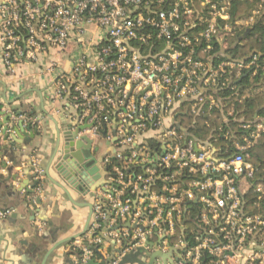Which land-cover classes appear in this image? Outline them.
Wrapping results in <instances>:
<instances>
[{
    "label": "built area",
    "instance_id": "1",
    "mask_svg": "<svg viewBox=\"0 0 264 264\" xmlns=\"http://www.w3.org/2000/svg\"><path fill=\"white\" fill-rule=\"evenodd\" d=\"M236 1L252 2L0 0L6 68L11 70L21 58L35 61L52 49L65 51L72 43L76 54L72 73L50 66L56 76L54 96L66 95L74 108L82 110L79 124L86 121L90 126L83 132L90 136L111 132L108 139L115 138L114 154L104 162L109 166L116 161L122 170L113 195L93 196L90 223L75 264L102 256L106 236L114 243L126 237L125 247L110 263L118 264L127 252L145 246L157 224L173 228L174 219L191 204L199 207L190 211L196 229L189 240L177 239L186 253L184 264H200L207 257L217 264H264V179L254 181L256 170L248 161V150L264 136V120L240 123L229 110L223 119L226 129L217 130L226 142L234 134L237 143L218 151L209 145L213 135L194 141L174 120L190 114L194 124L213 111L223 114L232 107L231 98L238 103L245 99L239 98L238 87L245 77L264 75L261 55L236 59L230 53L228 38L237 31L245 34L257 15L253 11L240 25L232 17ZM20 118L14 116L13 121L34 127L40 123ZM233 123H238L235 132L229 126ZM145 133L151 138L140 145L138 139ZM31 167L40 179L43 172L37 162ZM135 167L143 175L135 176ZM164 170L170 172L158 174ZM157 181L162 184L152 189ZM115 190H124L123 196ZM141 191L146 195L139 200ZM249 192L256 213L247 208ZM10 213L0 212V219ZM122 220L137 226L126 234L103 232Z\"/></svg>",
    "mask_w": 264,
    "mask_h": 264
},
{
    "label": "crops",
    "instance_id": "2",
    "mask_svg": "<svg viewBox=\"0 0 264 264\" xmlns=\"http://www.w3.org/2000/svg\"><path fill=\"white\" fill-rule=\"evenodd\" d=\"M250 30V28L247 29L245 35L249 34ZM74 50L75 46L71 43L65 51L52 49L48 55L41 54L35 61L21 58L9 70L3 63L0 45V110L11 114L13 118L18 114L27 120L36 118L40 121L36 127L24 122L25 127L30 126L33 133H38L33 138H28L25 144H16L4 152L1 149L3 144L0 143V212L11 211L7 218L0 219V264H41L45 255L55 244L83 231L89 213L85 205L90 204L92 206L93 196L114 194V181L119 177L120 169L115 167L110 170L104 162L106 158L112 157L115 151L113 146L115 138L108 139L107 136L111 132L100 136H90L87 131L80 134L91 140L92 159L98 170L94 176L96 179L86 187L87 189L83 193L66 187L73 202L79 205L71 203L63 192L45 177L46 165L53 152L57 132L64 131L69 125L80 127L85 126L86 123L84 121L83 124H79L82 110L74 108L68 96L65 95L60 99L54 96L56 76L50 70V66L52 64L64 73H72L73 63L76 60ZM251 80L248 82L244 80L243 84L238 86L239 89L245 88L243 96L245 98L251 97L253 89L264 96V79L255 80L253 85L250 84ZM229 110L234 112V121L244 122L243 117H237L238 112L233 106L222 111L224 120L228 117ZM1 120L2 118H0ZM174 120L183 130L185 136L194 141L202 142L204 137L203 135H195L193 123L191 126H186L185 119L179 115L175 116ZM263 120L264 117L259 116L256 112L254 122L259 123ZM92 138L98 140L97 145ZM149 138H151V134L145 133L144 137L138 139V143L145 145L146 141L150 140ZM226 143L228 144L219 150L236 145L234 134ZM212 147L217 150L214 146ZM33 162H37L43 173L40 179H31L28 183L24 171L31 167ZM32 174L33 171L28 173V177ZM49 175L56 182L63 184L53 168L49 170ZM176 175H180V173L178 172ZM35 180L39 183L34 187L32 195L27 194L25 190L20 191V188L27 183L26 190H30L31 184ZM20 181L23 183L20 184ZM116 191L118 192V190ZM119 191L118 197H122L124 190ZM145 195V192L141 191L137 197L141 200ZM36 199L40 200V204L35 205V213L31 216L29 211L33 210L32 206L29 205L26 208L25 205L29 202L34 203ZM191 203L186 202V204ZM188 208L185 214L182 212V217L174 219L173 228L162 225V223L157 224L159 228H155L153 235L142 247L146 250L143 257L140 258L144 264H184L186 253L183 247L179 246L177 239L189 240L196 229L193 224L194 215H190V207ZM143 223L145 226L146 223ZM135 226H137L135 221L131 224L130 220L115 221L111 229L103 232L107 235L115 231L126 234ZM82 239L83 237L58 246L50 254L45 264H75V250H78L79 242ZM126 243V237L120 241L115 240L114 243L110 237L106 236L100 247L102 256L94 255L92 261L95 263L103 262V257L108 259L112 252L122 249ZM203 262L204 264H217L209 258L203 259L200 264Z\"/></svg>",
    "mask_w": 264,
    "mask_h": 264
},
{
    "label": "water",
    "instance_id": "3",
    "mask_svg": "<svg viewBox=\"0 0 264 264\" xmlns=\"http://www.w3.org/2000/svg\"><path fill=\"white\" fill-rule=\"evenodd\" d=\"M15 116H18V114H16ZM0 118H2V120L0 121V143L3 144L1 149L4 152H6L9 147H13L16 144H25L28 138L31 139L35 135H38V133H33L30 126L25 127L22 121L14 122L12 115L7 114L5 111L0 110ZM89 128V125L80 127H73L69 125L64 131H58L56 134V142L53 152L45 169V177L47 178V180L52 185L60 189L63 194L68 198V200L73 204L75 203L73 202L66 187L76 189L78 190V192L83 193L87 189L86 187L89 186L90 183L96 179L94 178V176L98 170L95 167L94 160L92 159L91 140L87 136L80 135L83 131ZM25 138L26 140H24ZM51 168H53L54 171L58 174L63 184H61L60 182H56L50 177L49 170ZM32 171V167H29L27 170L24 171V176L27 177L28 183L29 180L36 178L35 173L28 177V173ZM22 183L23 181H20V184ZM28 183L25 184L24 187H21L20 191L25 190L27 194L32 195L33 189L35 186L38 185L39 181L35 180L31 184L30 190H26V186L28 185ZM39 204L40 200L36 199L34 203L29 202L25 205L26 208H28L29 205L32 206L33 210L29 211V214L31 216H33L35 213V205ZM85 206L88 208L89 213L83 231L75 236L62 240L55 244V246L45 255V258L41 264H45L50 254L58 246H60L61 244L74 242L75 240L83 237L87 233L92 215V206L90 204H86ZM145 251V248H138L136 250H133L124 255L118 264H144L140 260V258L143 257ZM115 253L118 254L120 252H112L110 258L104 260L101 263H95L91 260L88 262V264H110L114 259ZM202 264H204V262Z\"/></svg>",
    "mask_w": 264,
    "mask_h": 264
},
{
    "label": "trees",
    "instance_id": "4",
    "mask_svg": "<svg viewBox=\"0 0 264 264\" xmlns=\"http://www.w3.org/2000/svg\"><path fill=\"white\" fill-rule=\"evenodd\" d=\"M260 0H254L253 4H247V3H241V2H235L233 4V10H232V17L234 21L240 22L242 25L244 19L251 16L255 4H258ZM256 23V24H255ZM254 25L250 28L249 34L236 33L235 37L228 38V45L230 49V53L233 55L236 59H243L248 57L251 54H258L261 55L264 58V24L262 21H255ZM239 30V29H238ZM263 74L259 73L258 76L251 78V75H248L245 80L248 82L251 79L250 84L253 85L255 80L263 79ZM245 88L241 87L239 89V98L241 99L244 95ZM252 96L249 98H245L241 101V103H238V100L232 99L230 100V105L235 107L236 111L238 112V118L243 117V120L245 123H254V116L257 112L259 116L264 117V96L259 93L257 90L253 89L251 91ZM238 98V99H239ZM181 117L185 119L186 126H191L193 123L192 115L190 114H182ZM206 123L209 126H206ZM232 131H237L238 129V123H233L229 125ZM219 127H221L223 130L226 129V125L223 123V116L222 113L219 111H213L208 115L199 117L195 119L194 123V130L195 135H200L205 138L209 137L210 135H213L215 138L214 141H210L209 143L212 144L217 150H219L221 147H225L228 143L224 141L221 136L220 132L217 130ZM156 147V146H151ZM249 158L248 161L252 164V166L255 168V176L254 181H260L264 179V136H261L260 139H258L257 143L253 145L248 150ZM114 167L119 168L122 170V165L116 161H111V164L108 166V169H112ZM124 171V170H123ZM125 172V171H124ZM170 170H164L159 172V175L169 173ZM133 173L135 176L137 175H143L142 171L135 167L133 168ZM162 183L157 181L152 186V189H157ZM247 200L246 205L247 208L251 213H256L258 210L254 207H252V194L249 192V194L245 198ZM190 211H197L198 205L191 204ZM264 211V204H262V210ZM81 252L79 250H75V256H80ZM208 258V257H207Z\"/></svg>",
    "mask_w": 264,
    "mask_h": 264
},
{
    "label": "rangeland",
    "instance_id": "5",
    "mask_svg": "<svg viewBox=\"0 0 264 264\" xmlns=\"http://www.w3.org/2000/svg\"><path fill=\"white\" fill-rule=\"evenodd\" d=\"M253 2H254V0H252V2L250 3V4H253ZM257 11V15H255V16H253L254 17V20H253V22L251 23V24H249V26L248 27H252L253 25H254V23H255V21H262L263 22V24H264V0H260V2L258 3V4H255V8H254V11ZM255 11V12H256ZM256 24V23H255ZM242 34V33H241ZM264 59V58H263ZM262 59V60H263ZM263 63V62H262ZM259 74H256L255 76H251L252 78L253 77H256V76H258ZM263 77H264V75H263ZM92 140H93V142L95 143V145H97V143H98V140L97 139H95V138H92Z\"/></svg>",
    "mask_w": 264,
    "mask_h": 264
}]
</instances>
